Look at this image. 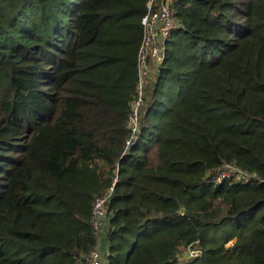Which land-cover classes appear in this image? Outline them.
Segmentation results:
<instances>
[{"label":"trees","instance_id":"obj_1","mask_svg":"<svg viewBox=\"0 0 264 264\" xmlns=\"http://www.w3.org/2000/svg\"><path fill=\"white\" fill-rule=\"evenodd\" d=\"M147 3L0 0V264H86L105 196L107 264H264V0L174 2L134 119Z\"/></svg>","mask_w":264,"mask_h":264},{"label":"built area","instance_id":"obj_2","mask_svg":"<svg viewBox=\"0 0 264 264\" xmlns=\"http://www.w3.org/2000/svg\"><path fill=\"white\" fill-rule=\"evenodd\" d=\"M177 0H148L147 12L141 20L143 28V38L141 41L139 55H138V70L139 81L137 85V99L133 107V117H136L137 107L142 100V88L145 81L152 80L158 72L160 65L166 58V46L170 40L174 30L177 28L178 23L175 19V10L173 3ZM156 64L155 70L152 71L151 65ZM225 174L221 177L218 176L215 180L224 178ZM238 178L248 182L249 176L238 174ZM107 196L98 198L93 209L92 226L97 236V242L94 249L85 258L86 264H107L106 262V241L104 235V220H105V203ZM200 255L198 249L194 246L185 247V253L181 260H188L196 258Z\"/></svg>","mask_w":264,"mask_h":264},{"label":"rangeland","instance_id":"obj_3","mask_svg":"<svg viewBox=\"0 0 264 264\" xmlns=\"http://www.w3.org/2000/svg\"><path fill=\"white\" fill-rule=\"evenodd\" d=\"M154 67H156V64H152V65H151L152 71L155 70ZM153 73H154V75H155V72H154V71H153ZM154 78H155V77H154ZM149 86H150V83H146V81H145V87H144V89L148 88ZM232 173H236V171H235L233 168L226 167V169L223 170L222 172H220L219 175H220V177H221L223 174L228 175V174H232ZM237 177H238V176H237ZM105 247H106V245H105ZM182 258H183V257H182Z\"/></svg>","mask_w":264,"mask_h":264},{"label":"crops","instance_id":"obj_4","mask_svg":"<svg viewBox=\"0 0 264 264\" xmlns=\"http://www.w3.org/2000/svg\"><path fill=\"white\" fill-rule=\"evenodd\" d=\"M184 253H185V247L184 246H181L178 248V251H177V255L178 257L180 258L181 256L183 257L184 256Z\"/></svg>","mask_w":264,"mask_h":264}]
</instances>
